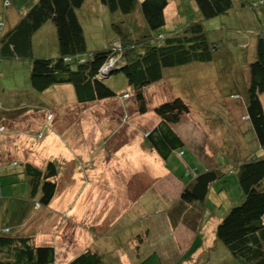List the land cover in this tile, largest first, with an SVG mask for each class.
I'll return each instance as SVG.
<instances>
[{"label":"rangeland","instance_id":"374dc122","mask_svg":"<svg viewBox=\"0 0 264 264\" xmlns=\"http://www.w3.org/2000/svg\"><path fill=\"white\" fill-rule=\"evenodd\" d=\"M233 1L231 12L203 22L210 40L217 46L215 60L164 70L160 82L143 90L148 107L145 113L138 109L134 86H130L124 72L119 71L124 62L119 57H111L106 62L101 77H109V72H115L107 79V84L116 97L89 104L88 112L101 120L107 118L106 123L108 126L113 124L115 134L99 147V144L92 145L94 137L88 133V143L94 149L89 152L82 147L78 156L71 155L69 164L65 163L70 157L64 153L63 145L62 149L57 148L58 141L46 147V152L57 159L60 166L55 199L42 208H35L29 184L22 181L21 163L27 159L35 165L43 164V157L47 155L36 144L49 138L51 127L67 142L70 137L74 141L78 132L72 131L69 121L75 115L83 116L86 105L77 102L72 85L53 87L46 92L34 91L30 85V64L25 59L3 65L0 68V84L5 87L2 99L15 102L20 98L22 102L32 104H23V112H27L0 129V233L6 227H19L22 219L19 228L34 233L38 242L53 244L60 261H67L74 251L77 254L85 248L84 244H90L92 248L103 246L108 259L119 253L126 264L130 246L134 250L141 248L143 253L149 251L147 237L143 235L140 239L133 233H140V228L148 227L150 223L153 252L152 262L147 264H196L203 257L200 264L204 258H209L213 249L214 264H240L237 259L230 258L224 244L218 241L216 228L230 208L244 198L237 173L232 170L245 157L264 154L251 121L245 118L250 79L248 64L251 62L246 51L247 54L256 52L253 44L264 25V4L259 5L261 0ZM176 3H182L181 9L178 12V4L177 7L169 6L166 12L168 24L162 29L164 33H175L198 16L193 0ZM253 3L255 7L251 6ZM135 17L143 26L139 10ZM81 18L88 47L99 50L115 38V21L123 16L116 14L112 22L111 12L93 0L83 10ZM135 36L136 33L131 32V37ZM35 41L34 48L42 49L39 55H54L51 49L55 44L54 37L48 35L41 39L38 33ZM115 45L119 46V41ZM233 93L238 96H232ZM174 97L182 98L190 106L183 121H187L191 130L186 145L164 159L151 148L146 135L160 121L155 108ZM261 100L264 105V94ZM35 106H40L41 112ZM53 146L57 149L50 152ZM96 148L102 150L95 151ZM80 160L84 162L80 163ZM74 161L76 171L73 170ZM215 164L222 176L211 186L206 202L184 206L179 198L184 185L195 173ZM6 169L12 175L10 172L4 174ZM67 171H72L77 186L75 196H72V187H64L72 179ZM61 181L67 190L66 196ZM58 196L62 198L57 200ZM196 206L201 209L199 217L193 215ZM181 208H184L185 218L189 215L190 218H183L180 226L188 225L196 234L194 244L188 249L179 247L168 231L173 223V211L169 210Z\"/></svg>","mask_w":264,"mask_h":264},{"label":"trees","instance_id":"16d2710c","mask_svg":"<svg viewBox=\"0 0 264 264\" xmlns=\"http://www.w3.org/2000/svg\"><path fill=\"white\" fill-rule=\"evenodd\" d=\"M6 1L9 5L12 3L19 19L14 25H10L4 17L5 12H0V68L15 60L25 59L30 64V85L34 91L46 92L53 87L72 85L79 103H91L116 97V93L107 84V79L115 72H109V77L101 76L104 75L102 69L106 62L111 57H119L124 62L119 71H123L128 84L134 86L135 100L141 113L148 110L143 90L160 82L164 77V70L215 60L217 46L210 40L203 22L231 12L234 5L233 0H193L197 18L175 33L167 34L162 29L168 24L166 12L174 0H96V3L111 12L112 22L118 13L123 18L116 19V36L109 45L92 50L87 44L81 15L93 0ZM261 2L259 5L264 4V0ZM251 6L256 5L253 3ZM138 10L143 26L136 21L135 12ZM130 31L135 32L136 36L131 37ZM38 33L41 39L48 35L54 37L55 44L51 47L53 56L39 55L42 49L34 48ZM117 41L119 46L115 45ZM253 45L256 51L254 54H247L246 51V56L251 58L246 91L247 119L251 121L260 145L264 147V105L261 100L264 94V25ZM116 68H119L118 64ZM4 88L0 84V121L7 122L20 111L23 112L24 102L20 98L15 102L13 99L4 101L1 97L5 93ZM155 112L160 121L147 133L146 138L151 148L167 159L185 146L174 126L190 112V106L182 98L174 97L158 105ZM5 126L7 124H3L0 129ZM21 164L24 172L22 181L29 184L35 208L49 206L57 190L60 164L49 160L39 166L27 159ZM232 171L237 173L244 198L219 220L216 237L224 244L230 258L237 259L240 264H264V154L245 157ZM9 172L6 169L4 174ZM9 174L12 175L11 172ZM221 176L217 167L205 168L200 173H195L184 185L179 197L182 204L185 206L190 203L192 206V202L205 203L211 186ZM196 208L197 206L194 207L193 215L199 217L201 209ZM169 211H173V224L184 221L183 218H190V215L185 218L184 208ZM19 227H6L0 233V264H58L57 249L53 244L38 242L34 233ZM99 250L87 248L66 264H117L116 258L108 259ZM214 251L215 249L212 253ZM212 253L200 264H214ZM145 260L147 259L144 258L143 261Z\"/></svg>","mask_w":264,"mask_h":264},{"label":"crops","instance_id":"0c3cea01","mask_svg":"<svg viewBox=\"0 0 264 264\" xmlns=\"http://www.w3.org/2000/svg\"><path fill=\"white\" fill-rule=\"evenodd\" d=\"M6 2H5V0H0V12H3V13L5 12L4 13V15H5L4 17H5V19H7L6 22L7 23L9 22L10 25H12V24L14 25L18 21L19 15H18V13L16 11H14V8L12 6V3H11V5H7L8 7H6ZM176 2H179V0H174L172 2V4L175 5V6L177 4L179 5V3H176ZM0 16H2V15H0ZM236 94L237 93H233L232 96L233 95H236ZM236 96H238V94ZM75 97H76V93H75ZM239 97H241V96L239 95ZM76 100H77V98H76ZM99 101L100 100H97V101H94V102H91V103H80V104L86 105V106L83 107V109H84L83 116H78L77 117L75 115L73 118H71V122L69 121V125H70V127H72V131L74 133L75 132H78V134L74 138V141H71L72 138L70 137V139L67 142L66 140H64L62 138L60 132H58L55 128H53V127L49 128V131L51 132L50 135H49V138H46V139H44V141H41L39 144L38 143L36 144V146L38 148L41 147L40 148V151L42 149L44 155H47L46 158L43 157L44 159H43V164L42 165L46 164L48 160H55V161L57 160V159L53 158V156H51L49 152L48 153L46 152V147L51 142H57L58 141L59 145L57 146V148H59V150H60V148L62 149V146L61 145H63V147H64V153L68 154L69 157H70L69 159H67L68 156H66L64 154L66 156V159H67V162H65V163L66 164H69V161L68 160H71V155L72 156H75V157L78 156L79 153L82 151V149H81L82 147L85 146L86 147V151L91 152L94 149V146H96V145L99 144V147H100L103 142H105V141H107L109 139V137L111 136V134L112 135L115 134L114 132H115L116 129H115V127H113V124H111V126H108L107 125L108 123H106L107 121L105 120L107 118H103L102 117V120H101V118H98V117L95 118V116L89 115V112H88V106H89V104L91 105L92 103H96V102H99ZM26 103L27 102H25L23 104L26 105ZM29 104L31 105L32 103L29 102L28 105ZM31 107H33V106H31ZM36 107L38 108V111L41 112L39 110L40 109V106H35V108ZM79 108L81 109V107H79ZM80 109H78V111ZM26 112L25 111L24 112L20 111V113H18L17 115H15L14 118L8 119L9 121L7 120V122H6V120H1L0 121V124H2V125L3 124L4 125L5 124L11 125L13 122H16L18 118H21V116H23ZM246 116H247V114H246ZM94 118H95V120H94ZM184 118H185V116H183L182 119L180 120V122L177 123L174 127H175V130L178 132V134L182 137V139L184 140V142H186L187 140H189V131L191 130V126H188L187 125V121L186 120L183 121ZM104 120H105V122H103ZM247 120H249V119H247ZM111 121H112V123H115L114 120H111ZM87 126H89V129L87 128ZM111 130H112V132H111ZM132 130H135V129L132 128ZM72 131H71V134H72ZM88 133L93 134V137L94 138H92V145H94V146H91V143H88L87 137L90 136V134H88ZM1 137L2 136H0V139H1ZM137 141L139 143V140H137ZM54 144H56V143H54ZM54 144H52V145H54ZM185 145H186V143H185ZM57 148L55 146H53L50 149V152L51 151H55V149H57ZM98 149L96 148L95 151L102 150V149H99V150ZM75 151H77V155H75ZM156 153L158 154L157 151H156ZM41 155L44 156L42 153H41ZM182 155H184V152H183ZM50 157H52V158L50 159ZM77 159L78 158H76V161H77ZM82 162H84V161H81L80 160V163H82ZM12 164H13V162L10 163V165H12ZM76 167H77V163H75V161H74V163H73V170L76 171ZM213 167H216V164ZM68 173H69L68 176H71L72 179H70V181L68 183H66L64 185V187H68V188H71L72 187L71 189L74 190L73 193H72V196L73 195L75 196V192L77 191V186H76V183H74V181H73L74 180V177L72 176V171H69ZM172 178H173V180L174 179L176 180V178H174V177H172ZM60 180H62V178H60ZM66 185H68V186H66ZM61 187L63 188V194H64V196H66L67 195V190H65L64 187L62 186V181H61ZM61 198L62 197H59L58 196V199L57 200H60ZM54 199H55V197H54ZM54 199H53V201H54ZM181 222L178 223V224H173L172 223V226H170L168 228V231H169V234L170 235L172 234L171 235L172 238L174 240H177V244H178L179 247H182V248H185L186 247V249H188L189 247H191L192 244H194L196 234L194 233V231H192L191 228L188 227V225L187 226H183V227L180 226L181 225ZM184 224H185V222H184ZM179 228H181L180 229L181 231H178ZM194 228H195V226H194ZM140 230H141L140 233H133V236L136 235V234H138V236L141 239V237L143 235H145V237H147L146 244H148L146 247L149 249V251H147L146 253H143V251H142L141 248L137 247L134 250V248H131V246H130L128 248L129 251L127 252V254L129 255L130 258H129V261L126 264H147L148 262H152V258H151L152 257V225L149 223V226L148 227L140 228ZM84 245H85L84 246L85 248L83 250H81L79 253L76 254V251H74V254L70 258H68L67 261H64L63 262V261L58 260V264H66L68 261H70L71 259H73L75 256H77L78 254H80L81 252H83L84 250H86L87 248H92L90 244H84ZM132 246H135V244L133 243ZM99 249H100L99 251H101L102 253H106V255H107L108 252L103 249V246L100 245ZM131 249H132V251H131ZM137 249H139L138 250L139 253L137 252ZM199 250H202L203 251L202 248H200ZM123 252H125V251L123 250ZM198 252H200V251H198ZM140 253H142V254H140ZM127 254H126V252L124 253V255H127ZM57 255H58V252H57ZM114 258H116L115 261H116L117 264H125V263H123L122 256H120L119 253L116 254L115 256H113L110 259L113 260ZM144 258L147 259V260H145V262L143 261ZM57 259H58V257H57ZM212 260L214 261V256L212 257Z\"/></svg>","mask_w":264,"mask_h":264},{"label":"clouds","instance_id":"9594fccd","mask_svg":"<svg viewBox=\"0 0 264 264\" xmlns=\"http://www.w3.org/2000/svg\"><path fill=\"white\" fill-rule=\"evenodd\" d=\"M248 116H246L245 118H247Z\"/></svg>","mask_w":264,"mask_h":264}]
</instances>
